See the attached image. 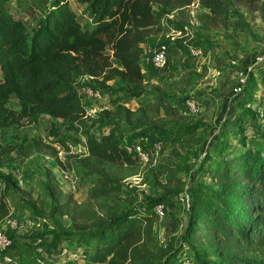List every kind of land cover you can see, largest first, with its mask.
Wrapping results in <instances>:
<instances>
[{
    "label": "trees",
    "instance_id": "obj_1",
    "mask_svg": "<svg viewBox=\"0 0 264 264\" xmlns=\"http://www.w3.org/2000/svg\"><path fill=\"white\" fill-rule=\"evenodd\" d=\"M77 1L86 3L91 27L79 24L68 0H50L43 16L30 27L7 11V0H0V127L32 123L42 113L66 120L64 128L72 133L64 138H76L78 130L85 134L87 154L76 159L82 173L95 175L86 199L80 202L71 192L63 191L56 179L52 183L48 181L50 213L68 216L73 226L75 223L83 228L90 226L88 231L76 232L75 250H66L65 257L79 249L76 256L53 263L75 264L81 259L85 264H264V133L261 130L249 144L244 141L245 135L237 137L243 149L227 157L228 141L221 139L214 143L213 152L205 161L208 163L217 156V161L223 163L220 169L216 163L218 188L200 184L190 188L191 184H182L181 190L186 185L190 198L181 235L189 253L180 242L169 250L157 243L152 228L156 216L152 206L162 202L161 196L148 199L140 210L120 209L119 194L123 179L140 167L125 152L124 138L130 141L143 125L139 133L149 140L150 133L157 131L155 140L159 142V137L167 133L174 138L193 131L196 123L178 124L173 129L165 127L166 120L175 119L184 109L162 93L133 108L114 101L92 119L80 116L81 103L74 82L81 75H91L89 83L107 89L109 80L118 79L131 97L140 95L142 44L160 30L164 16L192 0ZM199 3L210 11L217 4L216 0H199ZM172 28L183 29V26ZM180 40L175 38L172 43L181 45ZM160 42L170 46L166 36ZM105 49L110 53L104 52ZM247 75L236 93L243 102L251 100L250 93L256 85ZM10 96L16 98L18 108L7 104ZM246 116L252 117L253 112L241 108L236 113L233 123H238L240 131L242 118ZM119 119L127 129L119 126ZM98 122L107 123L108 129L96 137L90 128ZM49 131L53 141L63 144L58 129L50 127ZM36 146H43L58 161L54 147L37 139L19 144L0 143V165L13 157L29 155ZM66 162L70 166V161ZM165 170L172 171L170 166H165ZM7 180L0 174L2 184ZM40 201L26 200L33 215L43 216ZM6 214L8 205L0 193V220ZM61 234L55 235L54 245H60ZM73 235L72 230L63 237ZM182 252L186 258L179 256Z\"/></svg>",
    "mask_w": 264,
    "mask_h": 264
},
{
    "label": "rangeland",
    "instance_id": "obj_2",
    "mask_svg": "<svg viewBox=\"0 0 264 264\" xmlns=\"http://www.w3.org/2000/svg\"><path fill=\"white\" fill-rule=\"evenodd\" d=\"M30 1L42 3V0H27L25 2L28 6L32 4ZM192 1L164 16L160 30L149 35L142 44L143 51H146L148 46L152 47L163 40L172 27L176 25L186 27V33L182 37L185 38L184 42L180 40L179 45L174 41L168 46L166 61L162 68H154L140 62L143 80L139 85L141 90L139 96L131 97L122 89L123 85L118 79L109 80L108 89L98 85L105 98H108L109 106L115 101L133 108L160 93L168 97L171 103L179 105L190 100L196 105L194 111L189 112L184 107V112H181L183 114L179 113L175 119H168L165 122V127L169 126L172 129L178 124L196 123L193 131L181 133L174 138L167 133L159 137V142L155 140L157 131H152L151 136L148 134L149 141L155 140L154 143L159 144V149L156 154L152 153V159L143 168L137 166L135 173L140 172L138 183L130 186L123 182L119 194L120 209L140 210H143L148 199L161 196L165 212L160 218L155 216L152 223L157 243L165 250H169L180 242L182 248L189 253L186 242L181 238L187 217V211L178 199L182 184L185 182L188 186L191 184L190 188L195 184L212 189L218 188L220 181L215 175L216 163L218 169L223 163L217 161V156L208 163L205 161L213 152L214 143L221 139L228 141V151L225 153L227 157L228 154H236L243 149L237 137L245 135L244 141L247 140L249 144L250 140L258 136L256 132L261 130V133H264V0H216L217 4L213 11L202 7L199 0L197 4L191 5ZM70 8L82 27L92 26L86 5L83 6L81 2L73 0ZM193 45L199 48L197 54L189 52V47ZM104 52L110 53V50L105 49ZM240 70L256 82L255 89L250 93L251 100L248 102L240 101L239 96L231 92ZM7 104L18 108L14 96L9 97ZM241 108L253 112L252 117L242 118L240 124L242 131L238 129L237 122L233 123L236 113ZM65 123L66 120L62 118L42 113L32 123L0 127V143L19 144L37 139L51 143L54 138L49 131L50 127L58 129L63 138L71 135L70 130H65ZM118 124L121 128L127 129L123 120L119 119ZM142 127L143 125L137 129L138 133L134 137L142 134L139 133L143 130ZM107 129V123L98 122L90 131L98 137ZM126 135L129 136L130 133ZM165 166H170L172 171L167 172ZM69 167L73 168L77 179L74 191L84 194L80 199L79 195H76L77 202L83 201L95 175H84L76 159L70 160ZM206 168L208 174L205 173ZM0 174L8 179L7 183L0 182V193L3 192L5 195L8 213L19 222L17 227L11 230L15 229L17 233L14 234L25 239L17 244L18 264H54L52 261H57L62 247L68 251L75 250L73 238L76 232L88 231L90 226L86 225L83 228L76 223L73 226L68 216L59 215L57 212L50 213L52 201L48 195V184L57 180L59 172L56 161L46 153L43 146H36L23 158L13 157L4 161L0 165ZM16 179L21 182H16ZM59 186L63 191H67L63 184ZM29 198H36V202L41 200L43 216L33 215L26 204ZM35 216L43 217L44 221L34 226L31 217ZM72 230L74 231L72 237H63L64 233ZM57 233H63L60 236L61 247L54 245ZM32 241L34 243H31ZM41 248L52 249L51 258L57 259L44 257ZM38 250L41 254L39 257L44 263L35 260ZM75 252H79V249ZM75 254H69L63 259L74 258ZM185 254L182 252L179 256L185 257ZM75 264L85 262L78 260Z\"/></svg>",
    "mask_w": 264,
    "mask_h": 264
},
{
    "label": "built area",
    "instance_id": "obj_3",
    "mask_svg": "<svg viewBox=\"0 0 264 264\" xmlns=\"http://www.w3.org/2000/svg\"><path fill=\"white\" fill-rule=\"evenodd\" d=\"M193 4H197V0H193L191 5ZM184 33H186L185 26H183V29L171 28L170 31L165 34V36L167 37V40L171 43L175 38H182ZM184 40L185 38H182L183 42ZM167 49V43L158 42L152 47L148 46L147 50L141 53V59L145 63H148L153 66L154 68H162L166 61ZM189 52L191 54H197L199 52V48L195 45L190 46ZM91 78H93L91 75L84 74L79 76L74 82L77 84L76 91L79 95V100L81 103V118L92 119L98 114L101 109L108 108L109 106V100L108 98H105V95L103 94L101 89L93 83H89ZM245 79V72L240 70L238 72V79L233 84L231 92L237 93L241 89V86ZM184 107H186L187 111H194L196 105L192 101L186 100L185 103L180 104V108L184 109ZM122 141V146L125 152L130 154L140 163V168H143L146 164H148L149 160L152 159V153L156 154L157 150L159 149V144L154 143L156 141H151L150 143L147 136L143 134L132 138L130 141H127V139L125 138ZM50 144L54 147L55 156L58 160L56 161V165L58 166L59 172L57 181L60 184H63L66 187L67 191L73 193L76 189L77 179L73 168L69 167L66 161L78 159L79 157H82L87 154L85 134L81 133L80 130H78L76 132V138H64L63 144L55 141H52ZM51 156L54 158L53 155ZM139 174L140 172H136L131 176H126L123 179V182L127 183L130 186L134 185L138 183L140 177ZM17 182L20 183L21 181L17 179ZM178 199L181 205L185 209H187L190 198L186 191V185H184L183 189L179 192ZM152 210L155 212L158 218L162 217L165 212L164 203L155 202L152 206ZM41 221H44L43 217H31V223L34 226L40 225V223H42ZM18 223V220L11 216L9 213L6 214L0 220V252L1 260L4 264H18V260L16 259V257H13L11 254L6 252V249L10 245L11 241L9 238L8 230L17 227ZM59 246L61 247L62 245ZM65 253L66 249L62 247V250L59 253L60 255L58 254V256L65 257ZM51 259L56 260L57 258L55 259V257H52ZM35 260L39 263H44V261L39 256H36Z\"/></svg>",
    "mask_w": 264,
    "mask_h": 264
},
{
    "label": "crops",
    "instance_id": "obj_4",
    "mask_svg": "<svg viewBox=\"0 0 264 264\" xmlns=\"http://www.w3.org/2000/svg\"><path fill=\"white\" fill-rule=\"evenodd\" d=\"M27 0H7L6 2V8L7 11L14 17V18H18L20 19L23 24L25 25V27H30L34 22H36L40 17L43 16V14L45 13V10L48 6L49 1L48 0H42V3H36L35 1H30L32 2V4H30L28 6V4H26ZM73 0H69L68 6L70 8V3L72 4ZM41 3V4H40ZM83 6L86 5V3H81ZM71 9V8H70ZM72 10V9H71ZM142 64L147 65L148 63H145L143 60H141ZM141 69L143 70V68L141 67ZM58 184L60 185V183L58 182ZM61 188V187H60ZM76 191V190H75ZM73 192L71 193L73 198L78 201V198H82L83 197V193L81 192ZM3 194V192H2ZM76 195H79V197L77 198ZM3 198L6 201L5 195L3 194ZM14 233H17V231H15V229H9L8 230V234H9V238H10V245L8 246V248L6 249V252H8L9 254H11L13 257H16L17 251H18V243H22L23 241H25L24 238L22 237H17ZM31 243H34V241H32ZM38 249V248H37ZM42 249V248H41ZM51 250H47L46 248H43L41 250V254L44 257H50L51 258ZM38 256H40V250L37 251ZM57 258V257H56ZM62 260L63 257L58 256L57 260ZM81 260V259H80ZM82 261V260H81ZM53 262V261H52ZM0 264H4L3 261L1 260V252H0Z\"/></svg>",
    "mask_w": 264,
    "mask_h": 264
}]
</instances>
